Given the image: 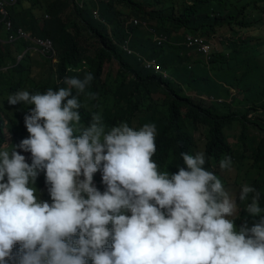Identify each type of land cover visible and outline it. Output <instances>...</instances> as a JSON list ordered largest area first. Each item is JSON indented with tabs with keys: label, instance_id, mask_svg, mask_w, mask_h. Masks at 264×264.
<instances>
[{
	"label": "clouds",
	"instance_id": "9594fccd",
	"mask_svg": "<svg viewBox=\"0 0 264 264\" xmlns=\"http://www.w3.org/2000/svg\"><path fill=\"white\" fill-rule=\"evenodd\" d=\"M16 3L7 5L6 17L0 13L5 43L26 41L10 39L19 29L35 38L15 26L9 8ZM93 14L100 19L98 10ZM28 42L19 62L28 53L57 61L54 44V52L44 54ZM137 56L145 68L144 61H153ZM159 67L146 69L167 77ZM92 80L87 73L65 78L68 87L7 97L9 105L31 107L23 116L28 135L10 148L0 146V264H264V208L256 189L245 184L229 194L216 170L204 167V151L182 152L175 173L158 171L154 123L134 129L121 122L106 130L95 113L87 126L74 127L81 121L79 94ZM218 166L231 168V158ZM98 171L103 191L93 182ZM41 173L49 200L35 187ZM249 200L247 212L258 219L237 226L230 217L238 202Z\"/></svg>",
	"mask_w": 264,
	"mask_h": 264
},
{
	"label": "trees",
	"instance_id": "16d2710c",
	"mask_svg": "<svg viewBox=\"0 0 264 264\" xmlns=\"http://www.w3.org/2000/svg\"><path fill=\"white\" fill-rule=\"evenodd\" d=\"M87 1L83 4L75 0L47 1L45 18L35 14L36 1L25 8L23 0H18L9 8L16 27L24 28L33 37L51 39L56 50V62L42 57L51 64L58 84L40 83L28 92L35 94L49 88L68 87L65 78H83L92 73L89 87L85 93L79 94L81 121L74 127L87 126L95 113L102 116L106 130L121 122L134 129L154 123L157 135L152 159L161 172L175 173L178 167L183 166L182 152L196 153L194 135L201 130L205 131L206 140L205 168L215 172V162H220L225 156L231 161H241L245 156L229 145L225 130L238 120L248 127L246 121L250 115H255V118L264 116V60L259 59L264 41L252 42L251 36L244 38L235 28H249L248 12L257 10L264 0H182L183 7L179 11H176L174 3L180 0ZM96 10L99 20L93 14ZM134 19H138L140 24L134 25ZM81 25L90 37L97 40L92 54L88 53V47L81 45ZM3 26L0 22V37L4 33L7 38ZM222 28H228L234 37L227 40L222 51H216L212 44L209 59L203 55H192L193 51L185 44L187 35H199L209 41L208 38L217 35ZM149 30L164 38L161 45ZM126 44L133 50V55L123 50ZM28 47L30 43L24 40L14 44H2L0 41V84L9 81L4 78L2 68L17 72L25 69L26 57L30 53L20 62L17 55ZM164 51L167 55L162 54ZM137 55L157 60L169 76L147 70ZM114 59L119 63V70L113 80L110 72L105 75V65ZM179 67L183 70L177 69ZM224 86L237 88L242 98L234 97L230 104L219 103L222 97L220 90ZM10 90L17 92V85L10 86ZM72 91V95L76 94V89ZM202 97L216 100L208 106ZM159 99H162V104L157 102ZM23 105L25 109L19 120L11 118L8 122L0 105V146L8 142L7 127L16 144L26 137L23 116L31 106ZM238 106L243 107L242 113L233 112V108ZM252 126L264 135V125L257 123ZM245 140L255 159V167L264 168V136L260 139L245 136ZM259 187L255 189L260 196V207L264 208V189ZM255 219L258 217L241 215L234 222L239 226L244 220L252 223Z\"/></svg>",
	"mask_w": 264,
	"mask_h": 264
},
{
	"label": "rangeland",
	"instance_id": "374dc122",
	"mask_svg": "<svg viewBox=\"0 0 264 264\" xmlns=\"http://www.w3.org/2000/svg\"><path fill=\"white\" fill-rule=\"evenodd\" d=\"M36 1L38 3L35 14L38 15H44V18L46 16V10H47V1L51 2L53 0H23V5L25 8H29L30 5ZM78 1L80 4L87 3L89 1L87 0H75ZM138 2H157L158 0H136ZM35 3V2H34ZM176 6V11H179L183 7V1L180 0L176 3H174ZM168 6V5H167ZM23 8V7H22ZM126 12H129L126 10ZM29 15V14H28ZM248 18H250L251 26L247 29H241L239 27H236L235 30L239 31L240 36L242 37H248L251 36L253 38L252 42H260L264 41V4L261 5L257 10L249 11L248 12ZM81 35L80 38L82 39L81 45L82 47L87 48L88 53L92 54L93 51L96 50V43L97 40L95 38L90 37L84 30V26L81 25ZM0 37V41H2V44H4L5 36L4 33ZM233 35L231 31L228 28H222L219 30L218 34L208 38L210 43L213 44V47H215L216 51H222L224 46L227 44V40L233 39ZM163 55H167V53L164 51L162 53ZM259 59L264 60V48L261 49V56ZM180 71L183 69L181 67L177 68ZM119 70V63L117 60H113L111 63H107L105 65V75L110 72L112 79L114 80L116 78V74ZM2 74L5 79L9 81H4L0 84V89L2 93L0 94V105L4 110V117L6 121L8 122L11 118L19 120V116L22 114L23 110L25 109V106L23 103L21 105H9L7 102V97L12 94L13 92L10 90V86L17 85V90H26L29 91V89L37 87L40 83L45 84H51L54 83L55 85L58 84V79L56 80L52 66L45 58H43L40 54L33 53L28 58L26 57L25 61V69L22 72L17 71H9L8 67H4L1 69ZM108 75V74H107ZM169 76V73L166 74ZM203 83V82H202ZM114 84V83H110ZM222 97L221 102H227V104H230L232 99L234 97H239L240 99L242 96H239V91L237 88L228 89L225 86L221 88L220 90ZM188 95L195 97L192 93H187ZM159 104H162V99H159L157 101ZM206 104L210 106L212 103H209L206 101ZM165 110V109H163ZM244 111L243 107L238 106L233 108V112L239 114ZM248 122H253L252 124H260L264 125V116L255 118L254 116H248L246 123L248 124V127H245L244 124L241 121H235L231 126L227 127L225 130V135L228 140L229 145L234 150H239L240 155H244L245 157L241 161L232 160V166L228 169H221L218 164L219 161L215 162L216 166V172L219 179H221L222 184L225 188V190L231 194L235 195L237 194L243 185L247 184L250 186H253L254 188H261L264 189V168L262 166H259V168L255 167V159L252 158V153L248 148V142L245 140V136H256L257 139H260L263 137V133L261 131H256L252 124H249ZM7 138L8 142L4 146H7L10 148V144H16L14 141L13 136L9 133V128H6ZM28 133L26 134V136ZM195 141H196V152L199 151H205V131L201 130L195 133L194 135ZM26 156L29 154L25 153ZM83 177H81L82 179ZM93 182L97 186L98 189L101 191L104 190V185L101 183V174L98 171L97 173L93 174ZM35 187L37 188L38 192L40 193V199L42 200H49V195L47 192V188L45 185V177L43 173L37 178L35 182ZM251 197V193L249 194ZM249 201H242L238 202V212L234 214L233 217H230V219H237L241 215H249L247 212V204ZM108 227H111V224L108 225Z\"/></svg>",
	"mask_w": 264,
	"mask_h": 264
},
{
	"label": "built area",
	"instance_id": "2783aa9c",
	"mask_svg": "<svg viewBox=\"0 0 264 264\" xmlns=\"http://www.w3.org/2000/svg\"><path fill=\"white\" fill-rule=\"evenodd\" d=\"M17 0H0V13L3 17H6L8 15L7 12V5L10 4H14L16 3ZM97 15V13H96ZM135 24H139L138 20H134ZM7 28L10 30L12 28V23L11 22H7ZM27 37V34L19 29L17 32V35H12L10 37L11 40H15L16 37ZM156 40L158 41V44H162V41L164 40V38L162 37H158L156 38ZM34 42L39 46L40 50L42 53L44 54H51L54 52V48H53V44L50 40H34ZM186 46L188 49H191L192 51H194L197 54H201L203 56H205L206 58H210V54L212 53V46L209 43V41H207L205 38L200 37V36H193V35H188L186 36ZM123 49L128 52L129 54H132V50L129 48L128 44L123 46ZM144 64L146 66V68L148 69H154L156 71H161V68L156 64V61H144Z\"/></svg>",
	"mask_w": 264,
	"mask_h": 264
},
{
	"label": "bare ground",
	"instance_id": "6f19581e",
	"mask_svg": "<svg viewBox=\"0 0 264 264\" xmlns=\"http://www.w3.org/2000/svg\"><path fill=\"white\" fill-rule=\"evenodd\" d=\"M37 39H38V40H47V39H44V38H38V37H35V38L32 39V38L29 37V35H27V37H26L25 40H26V41H34V40H37ZM218 102H219V103H222V102H221V99H219Z\"/></svg>",
	"mask_w": 264,
	"mask_h": 264
}]
</instances>
